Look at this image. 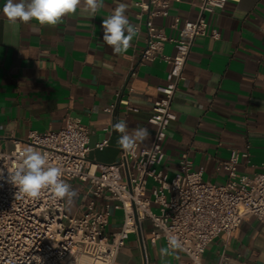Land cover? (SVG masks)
<instances>
[{
    "label": "crops",
    "instance_id": "crops-1",
    "mask_svg": "<svg viewBox=\"0 0 264 264\" xmlns=\"http://www.w3.org/2000/svg\"><path fill=\"white\" fill-rule=\"evenodd\" d=\"M0 0V145L12 147L13 137H25L30 130H56L73 115L89 131L88 159L111 164L122 148L120 133L113 129L126 121L129 131L137 125L149 130V138L139 146H150L154 126L148 123L156 86L163 82L168 64L160 58L139 64L145 30L137 33L125 54H113L102 40L101 22L118 4L126 5V15L135 25L133 0H103L95 16L83 10L65 16L56 26H41L36 21L20 23L18 30L8 24ZM167 15H155L153 21L170 37L178 35L185 19H195L198 0H168ZM179 18L177 27L171 23ZM209 28L216 27L219 37L196 36L190 46L182 77L174 92L171 121L163 142V169L172 174L179 155L187 150L194 167L203 168V178L223 182L226 171L220 163L231 148L248 149L249 162L240 164L242 172L261 170L264 163V0H227L224 7L206 14ZM173 44L165 42L163 53L172 54ZM132 66L136 74L129 75ZM132 86L129 91L128 87ZM130 101L136 111L116 100L115 91ZM108 127V133L104 130ZM106 134L109 143L95 147ZM78 196L65 208L79 213L86 184L65 180ZM121 211L109 217L108 231L119 228ZM122 221V219H121ZM142 245L132 233L118 250L113 264H144L145 255L152 263H164L150 256V222L144 220ZM170 261L184 263L187 258L171 249ZM229 264H264V223L253 216L244 217L227 235L219 233L206 246L203 264H217L220 256Z\"/></svg>",
    "mask_w": 264,
    "mask_h": 264
},
{
    "label": "built area",
    "instance_id": "built-area-1",
    "mask_svg": "<svg viewBox=\"0 0 264 264\" xmlns=\"http://www.w3.org/2000/svg\"><path fill=\"white\" fill-rule=\"evenodd\" d=\"M227 0H198L195 19H185L178 35L168 36L164 28L154 23L155 15H167L168 0H133L138 33L144 28V46L139 64L156 58L168 64L163 82L156 86L158 96L147 121L154 126L150 146H138L135 151L121 150L118 160L104 164L88 159L89 131L79 117L67 115L56 130H30L25 137H13L12 147L0 145V264H81V256L89 264H113L116 254L132 233H137L144 245V220L150 222L148 241L156 244L175 236L181 242L179 250L187 260L161 264H203L207 244L219 233L229 235L248 216L264 223V163L261 170L246 173L239 169L247 164L248 149L231 148L220 163L226 171L223 182L203 178V168L194 167L184 150L180 153L172 174L163 169V142L176 113L171 101L187 59L191 43L198 35L218 38L216 27L209 28L207 13L224 7ZM179 18L171 25L177 27ZM173 44V53H163L165 42ZM129 75L136 74L132 66ZM129 91L133 88L128 87ZM115 103L132 107L128 98L115 91ZM108 133V127H104ZM109 143L108 134L95 143L103 149ZM28 149L46 153L51 165L62 169V179L86 184L79 213L69 214L65 199L55 198L44 190L39 199L16 196L18 189L9 174L20 165ZM121 211L119 228L108 231L109 217ZM171 250V249H169ZM144 264H159L148 261ZM217 264H229L220 256Z\"/></svg>",
    "mask_w": 264,
    "mask_h": 264
},
{
    "label": "clouds",
    "instance_id": "clouds-1",
    "mask_svg": "<svg viewBox=\"0 0 264 264\" xmlns=\"http://www.w3.org/2000/svg\"><path fill=\"white\" fill-rule=\"evenodd\" d=\"M83 5V10L95 16L103 7V0H6L2 12L8 24L18 30L20 23L36 21L41 26H56L65 16L73 15ZM103 42L112 48L113 54H125L139 29L130 23L126 5L118 4L114 12L101 22ZM113 129L120 133L118 145L125 151H135L150 136L146 127L137 125L129 131L126 121L117 122ZM62 169L51 165L48 155L28 149L23 153L20 165L9 174L10 182L16 186V196L39 199L44 190H50L55 198L65 199L71 205L78 196L77 191L64 182ZM177 237L168 239V248H161V256L170 255L169 249H180Z\"/></svg>",
    "mask_w": 264,
    "mask_h": 264
},
{
    "label": "rangeland",
    "instance_id": "rangeland-1",
    "mask_svg": "<svg viewBox=\"0 0 264 264\" xmlns=\"http://www.w3.org/2000/svg\"><path fill=\"white\" fill-rule=\"evenodd\" d=\"M118 219L121 222L122 216H119ZM161 248H167V246L165 245V243L163 242V240H158L156 244L154 245H148V252L150 256H156V258L162 259L165 262H172V260L170 261V259L173 257V253L172 250H169L170 255L164 256L162 258L161 256Z\"/></svg>",
    "mask_w": 264,
    "mask_h": 264
},
{
    "label": "bare ground",
    "instance_id": "bare-ground-1",
    "mask_svg": "<svg viewBox=\"0 0 264 264\" xmlns=\"http://www.w3.org/2000/svg\"><path fill=\"white\" fill-rule=\"evenodd\" d=\"M80 261H81V264H89L90 258L88 256L83 255L81 256Z\"/></svg>",
    "mask_w": 264,
    "mask_h": 264
}]
</instances>
